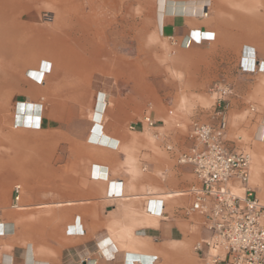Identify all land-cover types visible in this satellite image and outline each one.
I'll use <instances>...</instances> for the list:
<instances>
[{
  "label": "rangeland",
  "instance_id": "1",
  "mask_svg": "<svg viewBox=\"0 0 264 264\" xmlns=\"http://www.w3.org/2000/svg\"><path fill=\"white\" fill-rule=\"evenodd\" d=\"M58 1L64 3L63 11H57L55 8ZM22 2H26L29 7L23 11L22 19L33 24H25L26 32L22 36L28 40L27 44L31 50L29 56L37 60L36 64H33L34 68L38 67L40 61L36 59L38 53L35 51L36 47L39 51L48 50L51 46L50 40H54L53 37L67 38L71 41L80 39L78 30L71 28L68 21L62 25L58 21L60 18L66 19L74 15L79 8L89 10V4L94 6L101 2L102 5L108 6V11L104 14L107 18H111L113 16L111 11L116 10L114 13L116 21L105 29L110 35L106 44L102 41L104 40L102 36L93 35L92 32L98 31V28L92 29L90 33L95 47L98 50L106 48L109 52L103 57L98 54L92 43H89L90 50L96 51L95 57L100 63L103 61V64L99 65L97 62L98 65L91 64L80 73L64 76L60 66L52 62L51 70L44 73L42 80L40 76L30 77L29 71H26L28 80L22 85L30 94L13 93L4 97L0 94V104L4 105L3 119L6 117L0 121V201L6 200L2 208H9L15 183H20L22 187L20 202L24 196L34 194L36 184L47 185L51 179H61L67 174V169L70 170L72 177H82L85 156L91 152L87 141L99 146L105 144L113 146L114 141L107 139L108 137L103 134L105 131L102 124L95 123V126L91 123L90 126L94 99L102 89L100 86L102 82H99L102 76L108 78L111 93L116 89L109 97L104 119L111 125L115 111L121 110L123 118L117 124V128L124 135L136 132L135 154L139 167L138 175L146 173L143 169L147 163L155 162L160 165L155 171L158 179L165 176L178 180L182 166L186 164L179 163L177 156L190 145L188 133L191 124L194 121L214 122L216 112L224 108L227 119L225 141L230 148L249 153L251 160L249 185L255 189L261 203L264 204V155L256 158L253 154L256 151L264 153V148L257 146L255 141L259 136L254 123L261 120L256 106L260 93L256 88L251 89L264 87V83L260 80L259 73L248 71L261 70L258 62L264 59L262 0H209L208 15L204 17L211 29L209 41L203 45L192 42L187 48H181L177 44H172L168 38L159 36L158 28L156 26L155 29L153 22L154 5L156 6L157 0H22ZM226 10L237 15H245L247 20L236 22L229 18ZM8 14L20 20L21 12L9 11ZM179 41L180 39L177 40ZM246 45L254 50V61L251 65L250 62L245 63L243 60L246 56L243 52ZM80 48L78 50L84 53L81 45ZM51 50H55V45L50 47L49 51ZM241 65L247 70H243ZM5 66L6 54L3 52L0 59V80L3 78ZM218 85L230 90L228 94L221 96L219 106V94L213 90V87ZM64 87H67V97L49 96L51 100L58 102L55 108L57 120L50 118V103L46 102L42 127L34 130L38 134L47 132L53 134L52 140H44L43 144L47 147L44 155H38L39 142L16 140L10 131L18 132V129L8 125L7 115H12L14 102L17 100L25 98L39 100V95L34 97L31 95L45 90L56 92L55 89ZM234 98L241 99V107L235 108ZM115 101L123 104L122 109L115 110ZM144 115L153 118L157 126L148 128L138 125L134 130L128 128ZM167 145H170L172 150H167ZM118 150L122 151L120 148ZM34 160L37 161V165L31 166L29 162ZM10 162L11 166L14 165L12 167L26 166L22 172L24 177L20 178L18 172H14L15 176L12 178L6 176L10 172L7 170L11 167ZM182 180L187 181V184L172 190L185 192L195 182L192 174L183 176ZM44 190L50 191V188L45 187ZM181 196L188 198L186 193ZM11 210L18 211V208ZM193 220L196 226L199 225L197 220ZM178 225L185 230L184 233L197 229L190 226L186 220H182L181 223L178 221ZM197 240L198 237L192 241L191 248Z\"/></svg>",
  "mask_w": 264,
  "mask_h": 264
},
{
  "label": "crops",
  "instance_id": "2",
  "mask_svg": "<svg viewBox=\"0 0 264 264\" xmlns=\"http://www.w3.org/2000/svg\"><path fill=\"white\" fill-rule=\"evenodd\" d=\"M101 2L94 6L89 4V10L79 8L72 15L83 16L86 34H89V42L94 47L91 30L98 28V31L92 33L102 36L104 38L102 41L106 44L105 27L116 21L114 16L116 10L111 11L113 13L111 18H107L104 14L108 11V6L102 5ZM63 5V2L58 1L56 10L63 11ZM0 6L6 7L8 11L21 12L20 21L33 25L22 19L23 11L29 8L26 2L2 0ZM204 6L205 2L203 4L201 2L197 11L175 9L173 12L168 8L160 9L157 0L153 11L154 27L156 29L157 26L160 37L185 39L184 43L203 45L211 36L210 26L200 14ZM198 8L201 10L198 11ZM66 21L68 20L62 21L61 24ZM68 22L71 28L76 29L74 23ZM198 32H202L201 40L196 39ZM188 35L192 36L189 41ZM67 40L71 45L76 44L72 47L80 49L82 43L80 39ZM49 45L54 46L55 41L50 40ZM49 49L37 53L36 59H49L55 56L53 50ZM105 50L100 48L98 54L106 57ZM248 71L259 73L260 80L264 83L263 70ZM253 88L260 93L256 106L258 115H261L259 123H254L259 136L255 141L257 146L264 148V87H251ZM108 91L110 97L116 89L113 93L110 89ZM234 99L235 108L241 107V99ZM24 100L26 98L17 101ZM108 100L102 110L99 125L102 124L105 131L103 134L108 137L107 139L114 141V144L113 146L105 144L107 146L105 147L87 141L91 152L85 156L82 177H72L70 170L67 169V174L61 179H51L47 185L36 184L34 194L21 199L18 211H12L10 206L2 208L6 200L0 201V264H207L192 250L191 244L197 237L199 239L206 237L208 232L200 224L196 226L192 222L193 219L199 222L200 216L190 209L191 197L181 196L185 193L183 191L172 190L187 184L182 177L192 174L191 167L182 166L178 180L165 176L158 179L155 171L160 165L150 162L143 169L146 173L138 175L139 167L135 154L136 132L124 135L117 128V124L123 118L121 110L115 111L112 123L115 127L112 128V124L106 123L104 117ZM115 104V110L122 109L121 102L115 101ZM43 118L42 115L41 127ZM95 122L91 115L90 126L91 123L95 125ZM17 133L11 132L16 140L20 139L16 137ZM119 148L123 152L118 150ZM39 154L44 155L42 152H38ZM253 154L256 158L264 155L261 151ZM24 170L18 171L20 178L24 177L22 174ZM6 176L12 178L14 174L9 172ZM45 187L50 188V191L44 190ZM182 220L189 221V225L197 229L184 233L185 230L178 225V221L181 223ZM146 227L159 229L161 237L137 234L138 229ZM108 237L114 243L115 253L125 251L124 257H120L118 261L116 257L106 258L102 250L106 246H98V243Z\"/></svg>",
  "mask_w": 264,
  "mask_h": 264
},
{
  "label": "built area",
  "instance_id": "3",
  "mask_svg": "<svg viewBox=\"0 0 264 264\" xmlns=\"http://www.w3.org/2000/svg\"><path fill=\"white\" fill-rule=\"evenodd\" d=\"M207 13L205 5L202 16ZM169 40L177 42L172 37ZM213 90L219 94L218 106L221 96L230 92L219 85ZM223 109L216 112L214 122L191 124L190 145L177 156L179 163L191 167L195 182L185 193L191 197L190 209L200 216V226L208 232L193 244V251L207 264H264V204L249 185V153L232 149L225 141L227 119ZM138 125L153 128L157 122L144 115L129 129ZM166 149L172 150L170 145ZM238 188L243 191L237 192ZM20 192V186L14 184L10 207H20ZM137 234L161 237L159 229L148 227L138 229Z\"/></svg>",
  "mask_w": 264,
  "mask_h": 264
},
{
  "label": "bare ground",
  "instance_id": "4",
  "mask_svg": "<svg viewBox=\"0 0 264 264\" xmlns=\"http://www.w3.org/2000/svg\"><path fill=\"white\" fill-rule=\"evenodd\" d=\"M201 2L202 4L203 2H205V5H208V6L210 4V3L208 4L209 0H159L160 9L162 8L163 10H165L168 8V9H172L173 12H175L174 11L175 9H183L182 11L196 10L197 7H199V5L201 4ZM262 2L264 4V0H262ZM199 8H198V11L201 10V9L199 10ZM202 11L203 10H201L200 14H202ZM226 11H228L229 18H233L236 22L238 21L240 23V22L247 20L245 15H237L231 12L230 10H226ZM8 13L9 11L7 10L6 7L0 6V59L2 57L3 52L6 54V66L3 71V78H1L2 80H0L1 97L8 96L13 93H22V92H27L28 94H30L28 90L23 89V85H22L23 82H26L28 80L25 75V73H27L26 71H29L30 77L36 78L40 76V79L42 80L41 77L44 76V73L51 70L52 62H54V64H57V66H60L62 73L65 74L64 76H67L71 73H80L83 71V68L86 69L91 64L92 65H95V64L98 65V63L99 65L103 64V61H101L102 63H100L99 62L100 60H98L95 57L96 51L90 50L91 44L89 43L91 42H89V36H87L86 34V28L84 27L83 20H82L83 16L78 15V16H69L66 19L60 18L61 20L59 22L68 20L71 23L75 24L76 30H78L79 32L78 37L80 38L82 42L80 45L83 47L84 53L72 47L67 39L61 40L59 37H54L55 39L54 38L53 39L55 41V50H53V52L55 56L50 58L51 59L50 61L45 58L41 59L39 61L38 67L34 68L33 64H36L35 62H37V60H35V57L29 56L30 55L29 52L31 50L29 48V44H27L28 40L24 39V37L22 36L23 33L26 32V29H25L26 25L20 20L10 17V14ZM207 15L203 17H206ZM220 18H221L220 20L223 19L222 16ZM107 21L110 22L109 19H107ZM157 23H158V18H157ZM201 33L202 32H198L196 39H199V40L202 39ZM108 36L110 35L105 33L104 37L106 38V40L109 39ZM191 37H192L191 35H188L187 37L188 41ZM184 40L185 39H181L179 42H176L174 44H177L181 48H187L190 45V42L184 43L185 42ZM35 42L37 43V40ZM35 51L40 53L38 47H36ZM243 52L246 55L243 57L244 62L245 63L250 62V65H251L252 62L254 61L253 48L246 45L244 46ZM104 53L107 54L109 52L105 50ZM258 65L259 67H261V70L264 71V60H260L258 62ZM108 81H109L108 78H105L103 76L99 78V82H102L100 85L102 89L99 90L97 96L95 97L94 103H93V109H92V117L95 119L96 121L95 123H99L100 119H102L101 118L102 110L104 109L106 102L109 99L110 91H108V89L110 86H108L109 85ZM66 89L67 87H64L63 89L62 88L55 89L56 92H53V91L47 92L46 90L43 92H36V95H31V96L34 97V96L39 95L40 97L39 100L27 98L24 101H17L14 103L13 113L11 116L7 115V118L9 119L8 125L15 127V128L17 127L18 129V133L16 134V137L20 138L18 139V141L19 140L20 141H30V140L32 141V139L34 141V139H36V141L39 142L38 143L39 145L37 147V152H42V153L45 152L47 147L43 144L44 140H52L53 134L52 132H47L46 134L44 133L38 134L37 131H34V130L41 129V126H40L41 116L44 115V104L46 102L50 103V113H49L50 118L53 120H57L55 108L58 105V102L55 101L54 99L51 100L49 96L50 97L51 96L52 97H55V96L67 97L68 92H66L67 91ZM9 109L11 110V107ZM3 112H4V105H2L1 103L0 104V121L6 118L5 117L3 119L4 117ZM10 132H13V131L11 130ZM31 132L36 133L34 135L35 137L33 136L34 133L30 134ZM36 162L37 161L35 160L30 161L29 164H31V166L36 165ZM9 164L11 166V162ZM12 166L9 167V169L6 168L12 174H15L14 172H18L22 169H25L26 167L25 165H19L18 167H12ZM250 167H251V163H250ZM15 184L19 185L20 188L22 189L20 183H15ZM236 191L241 193L243 190L241 188H238ZM98 244H99L98 246L100 247L106 246L105 248L102 249L106 258L109 259V257L111 256L113 258L116 257V260H117L120 257H124L125 251L124 252L118 251L117 253H115L116 251L114 249L115 248L114 243H112L109 237L103 239ZM192 249H193V246H192Z\"/></svg>",
  "mask_w": 264,
  "mask_h": 264
}]
</instances>
